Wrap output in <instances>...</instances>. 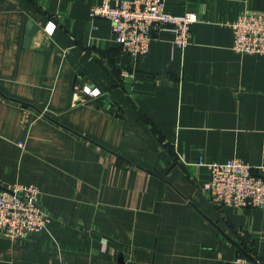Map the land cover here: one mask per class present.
I'll return each mask as SVG.
<instances>
[{
	"label": "crops",
	"instance_id": "obj_1",
	"mask_svg": "<svg viewBox=\"0 0 264 264\" xmlns=\"http://www.w3.org/2000/svg\"><path fill=\"white\" fill-rule=\"evenodd\" d=\"M102 1L0 0V190L37 184L50 214L0 236V264H264V212L213 205L197 165L264 168V54L235 52L231 28L264 0H165L195 14L190 44L155 32L136 60L91 17Z\"/></svg>",
	"mask_w": 264,
	"mask_h": 264
},
{
	"label": "built area",
	"instance_id": "obj_2",
	"mask_svg": "<svg viewBox=\"0 0 264 264\" xmlns=\"http://www.w3.org/2000/svg\"><path fill=\"white\" fill-rule=\"evenodd\" d=\"M165 0H103L90 9L91 17L107 20L122 51L133 60L144 56L149 49L152 34L170 31L173 43L179 49L190 44V27L196 21L193 13L173 16L164 11ZM232 49L243 54H264V13H242L231 24ZM54 27H47L49 34ZM123 77L130 76L122 72ZM90 97L100 95L98 89H85ZM23 147V143H19ZM210 174V181L202 185L215 206L255 208L264 212V168L260 172L237 158L222 163L198 160ZM37 184H14L0 190V236L8 240L25 238L44 230L49 212L37 203ZM231 264H261L248 254L237 252Z\"/></svg>",
	"mask_w": 264,
	"mask_h": 264
},
{
	"label": "water",
	"instance_id": "obj_3",
	"mask_svg": "<svg viewBox=\"0 0 264 264\" xmlns=\"http://www.w3.org/2000/svg\"><path fill=\"white\" fill-rule=\"evenodd\" d=\"M28 24H29V26H28L27 34H26V38H25V44L26 45L30 42L31 37L34 35V33H35L36 29H37L36 26L31 21ZM259 177L264 179L263 175H260Z\"/></svg>",
	"mask_w": 264,
	"mask_h": 264
}]
</instances>
